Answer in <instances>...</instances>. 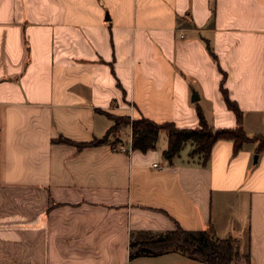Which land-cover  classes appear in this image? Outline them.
<instances>
[{
	"label": "crops",
	"instance_id": "crops-1",
	"mask_svg": "<svg viewBox=\"0 0 264 264\" xmlns=\"http://www.w3.org/2000/svg\"><path fill=\"white\" fill-rule=\"evenodd\" d=\"M213 51V55L210 51ZM264 133V0H0V264H206L130 257L131 234L212 227L264 264V151L167 157L103 137L107 115ZM125 144L115 150L111 143ZM257 154V159L255 156ZM156 163V165H155Z\"/></svg>",
	"mask_w": 264,
	"mask_h": 264
},
{
	"label": "trees",
	"instance_id": "trees-1",
	"mask_svg": "<svg viewBox=\"0 0 264 264\" xmlns=\"http://www.w3.org/2000/svg\"><path fill=\"white\" fill-rule=\"evenodd\" d=\"M213 55V51L210 48ZM227 106L237 117L236 127H215L205 117L203 110L198 107L199 125L190 128L178 127L172 121L157 122L144 115L138 118L109 114L114 124L103 137H95L90 141H75L61 137V141L75 145L78 149L94 146L109 141L112 133H116L125 126L132 127V147L142 151L154 149L158 145L160 134H167V148L164 153L172 157L181 152L187 145L192 144L190 155L199 156L205 163L214 144L219 139H231L234 151L240 150L244 143H257V151H264V133L249 136L243 127V111L237 103L229 97L228 90L222 85ZM116 147L115 141L111 143ZM169 251H180L185 255L201 260L206 264H236L241 259L239 241L232 236L218 237L212 227L201 230H191L177 224L172 230L155 233L151 230H140L131 234L130 257L139 255H158Z\"/></svg>",
	"mask_w": 264,
	"mask_h": 264
},
{
	"label": "built area",
	"instance_id": "built-area-1",
	"mask_svg": "<svg viewBox=\"0 0 264 264\" xmlns=\"http://www.w3.org/2000/svg\"><path fill=\"white\" fill-rule=\"evenodd\" d=\"M113 149H115V150H126L127 149V147H126V145L123 143V144H120V145H118V146H116V147H113ZM155 165H156V163H155Z\"/></svg>",
	"mask_w": 264,
	"mask_h": 264
},
{
	"label": "rangeland",
	"instance_id": "rangeland-1",
	"mask_svg": "<svg viewBox=\"0 0 264 264\" xmlns=\"http://www.w3.org/2000/svg\"><path fill=\"white\" fill-rule=\"evenodd\" d=\"M162 139V136H161V138H160V140ZM171 252V251H170ZM172 252H176V251H172ZM177 252H180V251H177ZM180 253H182V252H180ZM182 254H184V253H182ZM198 264V263H197Z\"/></svg>",
	"mask_w": 264,
	"mask_h": 264
},
{
	"label": "water",
	"instance_id": "water-1",
	"mask_svg": "<svg viewBox=\"0 0 264 264\" xmlns=\"http://www.w3.org/2000/svg\"><path fill=\"white\" fill-rule=\"evenodd\" d=\"M255 159H257V154H256V156H255Z\"/></svg>",
	"mask_w": 264,
	"mask_h": 264
}]
</instances>
